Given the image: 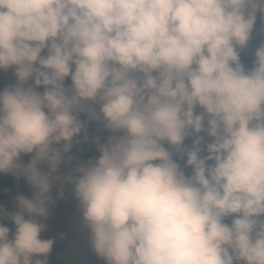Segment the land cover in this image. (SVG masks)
I'll use <instances>...</instances> for the list:
<instances>
[{
	"label": "clouds",
	"instance_id": "9594fccd",
	"mask_svg": "<svg viewBox=\"0 0 264 264\" xmlns=\"http://www.w3.org/2000/svg\"><path fill=\"white\" fill-rule=\"evenodd\" d=\"M258 11L264 0H0V70L18 81L0 92V173L35 189L0 208L16 229L0 223V264H47L37 218L81 113L123 133L63 178L107 264H264V46L247 71L238 51Z\"/></svg>",
	"mask_w": 264,
	"mask_h": 264
},
{
	"label": "rangeland",
	"instance_id": "374dc122",
	"mask_svg": "<svg viewBox=\"0 0 264 264\" xmlns=\"http://www.w3.org/2000/svg\"><path fill=\"white\" fill-rule=\"evenodd\" d=\"M255 24L257 25L256 30L254 29L255 42L252 44L258 49L264 46V13L259 11L256 13ZM46 54V52L42 53V55ZM15 72V67L7 70H0V92L17 85L18 81ZM64 83L66 88H71L72 81L70 77L66 78ZM27 86H34V81H29L26 87ZM36 90L42 94L44 88L40 87ZM88 104L94 107L99 114L98 104H93L91 101H89ZM202 111V109L197 107V114H200ZM79 119L85 124V131L75 137L77 142L75 139L72 141V145L76 142L75 147L78 149V153L75 159H72V165H70V167H66L64 161L59 169L51 174L53 193H50L51 200L47 204L48 214L46 217L37 218L45 225V231L41 234V238L54 241L52 251L47 257V264H107L103 258L95 253L92 247L91 232L83 218L82 204L75 196V185L63 178L70 174L73 176L78 175L75 169L79 168L82 162L78 156L82 152H89L103 132H109L114 135H123V133H114L107 129L102 118L100 120H89L86 114L81 113L79 114ZM188 138H186V140ZM63 146V143L58 146L55 145V147H59L61 150ZM164 146L168 150L174 149L167 143H165ZM70 153H72V150ZM70 153H66L65 157H72ZM98 159L99 158L87 160L86 163L88 165ZM45 170L47 171L46 173L50 172L49 167ZM58 177L60 179H57ZM34 195L35 192L29 199H32ZM232 219L233 218H227L225 223L231 225ZM261 219H264V217ZM34 259H44V257H34Z\"/></svg>",
	"mask_w": 264,
	"mask_h": 264
},
{
	"label": "trees",
	"instance_id": "16d2710c",
	"mask_svg": "<svg viewBox=\"0 0 264 264\" xmlns=\"http://www.w3.org/2000/svg\"><path fill=\"white\" fill-rule=\"evenodd\" d=\"M257 25L255 24L251 33V38L247 44V46L244 49H238L239 54H240V60L243 66L245 67V70H251L255 64V52L256 48L253 46L252 43H254V38H255V30H256ZM255 29V30H254ZM259 31V30H257ZM257 41V40H256ZM40 90V89H39ZM207 127V125H205ZM199 136H202L205 138L206 143H211L212 139L207 136L206 132H202L198 134ZM114 136V134L109 133V132H103L100 138L97 139L95 142L93 148L89 152H82L78 157L80 160H82L81 166H87L86 161L96 159L100 157V152L98 149V144L99 145H106L109 141V139ZM115 136H120V135H115ZM197 138V134L193 133L189 136V138L184 142V147L191 149L193 147V141L194 139ZM75 141L77 140L74 138ZM77 142V141H76ZM76 142L72 145V157L67 158L65 157L64 154V164L65 166L72 165V159H75V156L78 153V149L75 147ZM55 147V145H54ZM203 147V146H202ZM170 151H173L175 153V149H172ZM206 148L202 152V156H206ZM34 158V154H21L20 160L18 161L19 164L27 166L30 164L32 159ZM174 159L178 164H180L182 170L185 172L186 175L190 176L192 174V169L187 166L186 163V157L183 159L180 157L179 153H176L174 156ZM70 161V162H69ZM211 163V162H209ZM48 166L47 162H42L39 165V168L41 172L46 173L47 171L45 170ZM59 178V177H58ZM35 192V189L33 186L28 182V180L22 175V174H13V173H0V208H3L7 211V213H15L19 211V207L17 206L18 201L17 197L18 196H24L26 199H29ZM51 192L53 193L52 189ZM25 218H29L27 214H25ZM0 223H3L6 227L10 229V235L9 239H13L15 235V225L12 222V220L8 216L0 217Z\"/></svg>",
	"mask_w": 264,
	"mask_h": 264
}]
</instances>
